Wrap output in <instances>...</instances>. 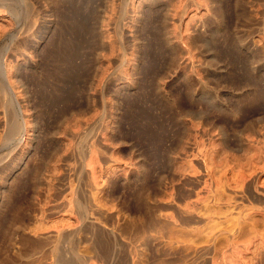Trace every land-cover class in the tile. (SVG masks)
Instances as JSON below:
<instances>
[{"label":"rangeland","instance_id":"rangeland-1","mask_svg":"<svg viewBox=\"0 0 264 264\" xmlns=\"http://www.w3.org/2000/svg\"><path fill=\"white\" fill-rule=\"evenodd\" d=\"M248 1L0 0V264H264V207L243 197L264 169Z\"/></svg>","mask_w":264,"mask_h":264},{"label":"bare ground","instance_id":"bare-ground-1","mask_svg":"<svg viewBox=\"0 0 264 264\" xmlns=\"http://www.w3.org/2000/svg\"><path fill=\"white\" fill-rule=\"evenodd\" d=\"M260 0H249L248 1V5H249V9H251L253 12L254 11H257V10H255V7L258 5V2H259ZM264 5V4H263ZM258 12V11H257ZM257 15H258V18H257V20H258V23H259V25H262V29H259L260 31L261 30H263V26H264V10H260L258 13H257ZM263 37V40H264V33H263V35H262ZM263 42V41H262ZM251 43V42H250ZM250 46L252 47V49L253 50H260L261 48L259 47V45L257 44V43H251L250 44ZM263 51V50H262ZM261 50H260V52H262ZM262 54H264L263 52H262ZM263 62H264V60H263ZM264 66V65H263ZM207 117V116H206ZM212 120V119H211ZM201 126H202V128H206V129H203V131H202V129L200 130L201 132H202V135H204V136H209L210 134H211V132L213 131V129L215 128V126H216V128H217V125H215L212 121H210L208 118H202V122H201ZM206 126V127H205ZM221 126H223V125H221ZM215 128V129H216ZM214 129V130H215ZM218 133H220V135L222 136V137H224L225 136V128L224 127H219V132ZM223 141V144H222V147H221V150H226V149H230L231 147L229 146V144L227 143V141L225 140V139H223L222 140ZM264 143V142H263ZM262 150L264 151V147L262 148ZM206 155H207V153H205ZM205 154H204V152H202L201 150H197V152H196V154H195V156L197 155L199 158H203L204 159V157H205ZM197 156H196V158H197ZM208 158V157H207ZM207 158H205V160H207ZM202 159V160H203ZM201 160V159H200ZM201 162V161H200ZM204 163V162H203ZM205 164H206V162H205ZM204 166V165H203ZM206 167H205V173H204V175L206 176V177H213L214 176V172L212 173L211 172V170L210 169H208L209 168V166L207 167V164L205 165ZM211 168V167H210ZM200 169H202V171H203V168H201L200 167ZM257 169V168H256ZM201 171V170H200ZM260 172L259 173H257V170H254L253 171V173L251 174V176H252V180L250 181V182H247V181H245V190H244V196L243 197H245L244 199H246V201L247 200H249V202H252V203H255L256 205H255V207H253L254 208V210L255 211H259V210H261V208H263L264 207V190L262 191L261 190V186H259V185H262L263 184V182H262V184H260L259 183V178H258V180H257V177H258V175L260 174V175H264V169L263 170H259ZM204 172V171H203ZM255 173H256V175H255ZM196 174V173H195ZM194 174V175H195ZM212 174H213V176H212ZM196 177H194V179L198 182H201L202 180H200V179H202V177H203V175H202V173L199 175V172H198V175H195ZM249 176H250V174H249ZM206 177H203L204 179H207ZM192 178V177H191ZM214 178V177H213ZM194 179H192V180H194ZM212 179V178H211ZM209 180V179H208ZM214 180V179H213ZM196 181H195V183H196ZM206 181V180H205ZM204 181V182H205ZM206 182H208V181H206ZM246 182H247V184H246ZM214 183V182H213ZM240 183V182H239ZM258 183H259V185H258ZM206 184V183H205ZM193 185H194V183H193ZM209 185V184H208ZM244 185V184H243ZM264 185V184H263ZM262 187H264V186H262ZM264 189V188H263ZM243 191V190H242ZM185 196H186V194H185ZM240 197V196H239ZM242 197H240V199H241ZM246 201H244V202H246ZM165 204V203H164ZM171 203H169V205H170ZM173 204V203H172ZM167 206H168V204H167ZM171 206V205H170ZM262 206V207H261ZM173 207H174V205H173ZM193 208V207H192ZM190 210H193V209H191V207L189 208ZM174 211V210H173ZM176 212V213H175ZM175 214H177V216H178V218H179V221H180V224L181 225H188V226H190L189 224H194L197 220V218L199 217V216H197V214L196 213H194V210L193 211H188V209L187 210H180V209H175ZM261 212V211H260ZM256 214V213H255ZM254 214V215H255ZM177 218V219H178ZM256 219V218H255ZM159 220V219H158ZM252 220H254V219H252ZM161 221V220H160ZM199 221V220H198ZM161 225H154L153 223L152 224H149L148 226H147V228H145L146 229V232L144 231L143 233H147V235L145 236V237H147L146 239L149 241V239H151L152 241H155V240H157L158 238H162V237H164L165 235H167V234H165L166 233V226H167V223L166 222H163L162 221V223H160ZM192 224V225H193ZM238 225V224H237ZM156 226H159L158 228L156 227ZM196 229V228H195ZM242 229V228H241ZM196 230H198V229H196ZM195 230V232H198L197 234L199 235L200 234V229L198 230V231H196ZM243 230V229H242ZM139 231V230H138ZM141 231V230H140ZM194 231V230H193ZM202 232H203V230H201ZM201 232V233H202ZM212 232V231H211ZM138 233V232H137ZM204 233V232H203ZM209 233V232H208ZM140 234H142L141 232L139 233V235ZM208 235L207 233H204V235ZM221 234V233H220ZM240 234V233H239ZM214 234H212V236H213ZM216 235V234H215ZM221 236V235H220ZM165 237H167V236H165ZM201 237H202V235H201ZM210 237V236H209ZM138 238V237H137ZM149 238V239H148ZM212 238V237H211ZM216 238V237H215ZM214 238V239H215ZM150 240V241H151ZM205 240V239H204ZM218 240V239H217ZM216 241V240H215ZM214 242V241H213ZM212 243V242H211ZM130 244V243H129ZM209 244H210V242H209ZM205 246V245H204ZM204 246H203V248H204ZM203 248H202V251H203ZM209 249V248H208ZM106 252V251H105ZM198 252V251H197ZM209 254H210V252H209ZM262 254H264V253H262ZM104 255V254H103ZM207 255H208V251H207V249H205L203 252H200L199 254H198V256L197 257H195L194 258V260L190 263V264H208V258H207ZM258 255V254H257ZM259 256H261V255H259ZM105 257V256H104ZM109 257V256H108ZM262 257V256H261ZM264 257V256H263ZM107 258V257H106ZM110 258V257H109ZM135 259V258H134ZM264 259V258H263ZM104 260V259H103ZM110 260V259H109ZM105 261V260H104ZM226 261V260H225ZM255 261V260H254ZM137 262V261H136ZM253 262V261H252ZM258 263V262H257ZM105 264V263H104ZM107 264V263H106ZM109 264V263H108ZM122 264H135L134 263V261L133 262H131V260H129V259H126Z\"/></svg>","mask_w":264,"mask_h":264}]
</instances>
